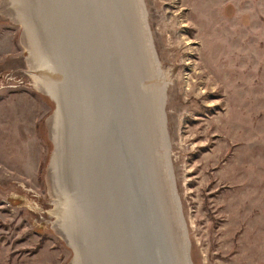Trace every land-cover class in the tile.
I'll return each instance as SVG.
<instances>
[{
	"label": "rangeland",
	"instance_id": "374dc122",
	"mask_svg": "<svg viewBox=\"0 0 264 264\" xmlns=\"http://www.w3.org/2000/svg\"><path fill=\"white\" fill-rule=\"evenodd\" d=\"M142 2L189 260L264 264V0ZM21 37L0 0V264H69L46 181L54 102Z\"/></svg>",
	"mask_w": 264,
	"mask_h": 264
},
{
	"label": "bare ground",
	"instance_id": "6f19581e",
	"mask_svg": "<svg viewBox=\"0 0 264 264\" xmlns=\"http://www.w3.org/2000/svg\"><path fill=\"white\" fill-rule=\"evenodd\" d=\"M1 1L8 18L22 29L20 44L26 51V72L33 87L54 102V110L46 121L52 144L46 181L54 203L49 210L55 218L54 228L72 253L69 264H92L91 234L88 227L84 229V221L88 217L83 198L88 191L82 190L80 183L84 186L86 180L94 181L98 186V196L102 194L104 199L110 201L111 191L120 182L119 168L122 175L126 172L127 177L133 173L130 170L133 164H138L143 158L147 163L146 145L147 156H153L158 165L153 163L155 176L161 179L163 186L166 212L179 254L178 262L191 264L184 218L178 208V198L171 184L173 179L163 147L166 133L163 128L162 90L156 81L155 52L143 21V0H126V12L131 17L128 18L129 23L123 16V9L116 12V17L124 22L128 35L132 31L136 40L138 51L132 36H129L135 49V62L132 61L135 80L129 77L132 64L127 62L125 52L119 55L112 50L118 44L116 25L114 29L110 27L108 19L106 21V18L99 16L92 18V14L95 16L99 12L92 6L89 5L91 14L87 11L82 18L78 8L80 0ZM71 9L72 13L76 9L78 18H69ZM114 9L119 10L117 6ZM104 24L108 25L106 31ZM42 27L46 32L44 37L49 39L50 44L48 40L44 41L40 31ZM63 81L64 85H61ZM92 96V104L99 105L101 111L98 133L94 111L91 113L88 106ZM69 134H72V140ZM95 138L101 140L97 144L98 152L96 145L92 143L91 147L90 143ZM85 157L84 167L81 164ZM91 162H95L94 168L90 167ZM126 166L129 167L128 171L125 170ZM148 169L150 178L154 180L151 167L148 166ZM126 191H132L128 182ZM130 235L134 237L131 225ZM144 241L160 248L157 241L147 234Z\"/></svg>",
	"mask_w": 264,
	"mask_h": 264
},
{
	"label": "water",
	"instance_id": "95a60500",
	"mask_svg": "<svg viewBox=\"0 0 264 264\" xmlns=\"http://www.w3.org/2000/svg\"><path fill=\"white\" fill-rule=\"evenodd\" d=\"M78 4L82 18L85 17L87 11L91 14L89 10L90 5L99 11L95 16L92 14V18H98V16L99 18H106V21L108 19L111 24L110 27H114V29L116 25L115 30H117L118 33V44L116 45V48L112 50L117 51L119 55L122 51L125 52L128 57H126L127 62L132 64L129 69V77L135 80V69L132 61L135 62L133 51H135V49L138 51L136 40L133 38L132 31L131 35H128L127 28L124 26V22L121 18L116 17V12H121V9H123V16L129 23L128 18L131 17L130 15L128 16L129 13L126 12L128 9L126 0H85V2L80 0ZM116 6L119 8L118 11L114 9ZM69 18H78L76 9L73 13L71 9ZM42 28L43 29L40 31L45 39L44 41L48 40L49 42V39L44 37L46 32L44 27ZM103 29L105 31L108 30V25L104 24ZM129 36H132L135 49L130 42ZM87 55L89 56V53ZM90 71L88 72V78ZM65 78L67 79L66 76ZM63 83L64 81L61 85H64ZM77 94L80 95L79 92H77ZM92 103L94 104L93 96L91 98V103L88 101V106H90V110H92L91 113L94 111L95 119L97 121L96 132L98 133L97 129L101 123L98 118H101V114L99 116L101 111L99 105L96 106ZM69 135L72 140V134ZM150 138L153 139V136L151 137L150 135ZM93 141L90 142L91 147L92 143H94L96 145V151L98 152L99 147L97 144L100 143L101 140L95 138ZM84 143H86L85 140ZM152 145L153 144H151V147ZM144 151L147 163H145L143 158L138 164H133L132 168H130L133 172L132 175L126 177V172L122 175L121 168H119L118 178L120 182L119 185L117 184L116 187L114 186V191H111L110 201L107 200V198L104 199L102 194L98 196V186L94 181L89 182V180H86L84 186L81 183L79 185L82 187V190L87 189L88 191V194H85L83 198V205L86 208L84 211L86 218L88 217V219L84 221L86 225L84 229H87L88 227V233L91 234L90 257H92V264H179V254L178 251H176V245L173 241L174 233L169 216L166 212V202L161 179H158V177L155 176V169L153 166V163L155 164V162L153 156H147V145ZM156 157L155 154V160ZM85 162L86 157L81 164L84 167ZM94 165L95 162L90 163V167L92 166V168H94ZM148 166L151 167V174L154 180L150 178V170L148 169ZM125 170L128 171L129 167L126 166ZM127 182L132 186L131 192L126 191ZM74 187L78 190V187ZM155 187L157 188V191ZM130 225L134 232V237H131L130 235ZM145 234L154 238L160 245V248H155V245L152 243H145Z\"/></svg>",
	"mask_w": 264,
	"mask_h": 264
}]
</instances>
